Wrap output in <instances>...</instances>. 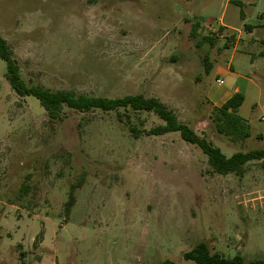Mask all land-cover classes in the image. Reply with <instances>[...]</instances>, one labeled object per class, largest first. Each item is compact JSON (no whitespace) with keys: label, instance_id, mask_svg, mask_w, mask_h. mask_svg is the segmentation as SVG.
Instances as JSON below:
<instances>
[{"label":"rangeland","instance_id":"rangeland-1","mask_svg":"<svg viewBox=\"0 0 264 264\" xmlns=\"http://www.w3.org/2000/svg\"><path fill=\"white\" fill-rule=\"evenodd\" d=\"M0 36L28 85L156 98L226 157L264 150V0H0ZM5 67L0 264H193L182 256L199 242L264 259V161L218 175L178 133L146 135L162 124L150 112L65 108L50 121ZM235 90L246 139L211 118Z\"/></svg>","mask_w":264,"mask_h":264},{"label":"trees","instance_id":"trees-1","mask_svg":"<svg viewBox=\"0 0 264 264\" xmlns=\"http://www.w3.org/2000/svg\"><path fill=\"white\" fill-rule=\"evenodd\" d=\"M242 16V13H241ZM198 25L194 26L193 30ZM205 40H211L209 37ZM0 59L5 62L4 77L18 97L33 96L44 109L50 121H61L64 117V109L68 108L77 112L87 113L94 109L103 112L118 111L119 109L132 112H150L155 114L162 122L161 125L144 132L148 136H161L168 133H178L180 138L188 144L195 145L207 157V163L212 172L218 175L232 174L242 177L245 174V165L252 161H264V150L249 152H236L226 157L219 148L212 145L204 137L198 136L190 127L178 120L175 114L156 98H146L140 94L126 95L121 98L91 97L76 94L73 91L50 90L40 85H28L20 74L19 66L13 51L7 42L0 36ZM209 72V71H208ZM243 102V96L235 92L218 108H215L211 118L218 132L226 136L238 139H246L249 136L247 125L237 115V110ZM130 133L138 136L136 128H130ZM22 185L21 191H25ZM74 186L70 188L68 199L64 204V212L69 213L74 204ZM183 259L193 264H244L241 256L225 258L211 251L205 242H199L188 252L183 253ZM161 264H173L165 261ZM250 264H264V259H255Z\"/></svg>","mask_w":264,"mask_h":264},{"label":"crops","instance_id":"crops-1","mask_svg":"<svg viewBox=\"0 0 264 264\" xmlns=\"http://www.w3.org/2000/svg\"><path fill=\"white\" fill-rule=\"evenodd\" d=\"M235 92H237V91L235 90L231 95H233ZM231 95H230V94L225 95V96H226V100H227L229 97H231ZM226 100H225V101H226ZM225 101H224V102H225ZM224 102H223V103H224Z\"/></svg>","mask_w":264,"mask_h":264},{"label":"built area","instance_id":"built-area-1","mask_svg":"<svg viewBox=\"0 0 264 264\" xmlns=\"http://www.w3.org/2000/svg\"><path fill=\"white\" fill-rule=\"evenodd\" d=\"M218 85H222V81H218Z\"/></svg>","mask_w":264,"mask_h":264}]
</instances>
